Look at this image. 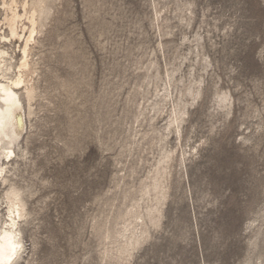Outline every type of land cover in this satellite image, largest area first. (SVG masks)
Returning <instances> with one entry per match:
<instances>
[{
	"label": "rangeland",
	"instance_id": "374dc122",
	"mask_svg": "<svg viewBox=\"0 0 264 264\" xmlns=\"http://www.w3.org/2000/svg\"><path fill=\"white\" fill-rule=\"evenodd\" d=\"M12 3L16 264H264V0Z\"/></svg>",
	"mask_w": 264,
	"mask_h": 264
},
{
	"label": "bare ground",
	"instance_id": "6f19581e",
	"mask_svg": "<svg viewBox=\"0 0 264 264\" xmlns=\"http://www.w3.org/2000/svg\"><path fill=\"white\" fill-rule=\"evenodd\" d=\"M10 14L5 21L9 32L10 39L21 40L24 38V46L21 49V63L18 66V77L8 79L7 73L12 69L10 61L12 58L2 48H0V161L10 162L15 157L12 146L18 142L24 130V110L22 106L21 94L19 93L24 87L23 73L29 67L28 51L29 43L33 38L35 29L32 28L27 38L17 30V24L22 19L16 12L12 3L6 9ZM34 27V20H31ZM8 37H1L6 41ZM5 164V163H4ZM6 168L3 164L0 167V180L7 182L5 175ZM8 200L7 220L3 221L0 226V264H16L19 259L23 246L19 238L18 225L21 219L22 207L20 203H10ZM1 214V212H0ZM1 224V216H0Z\"/></svg>",
	"mask_w": 264,
	"mask_h": 264
}]
</instances>
